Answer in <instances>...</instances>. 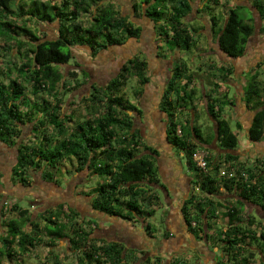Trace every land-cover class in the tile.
Masks as SVG:
<instances>
[{
	"label": "trees",
	"instance_id": "16d2710c",
	"mask_svg": "<svg viewBox=\"0 0 264 264\" xmlns=\"http://www.w3.org/2000/svg\"><path fill=\"white\" fill-rule=\"evenodd\" d=\"M202 1L206 2L204 9H211L210 2L218 3L217 0ZM193 2L132 0V7L153 23L158 40L168 47L186 50L191 46V34H197L202 28H190L187 24L193 13ZM251 6L262 23L259 33L264 34V0H252ZM239 9L242 7L229 9L220 26L218 18L211 16V33L217 47L233 58L244 55L247 42L256 29L253 17L246 20ZM82 14L89 16L86 27L80 21ZM130 17L116 9L110 0H0V40L6 57L0 61V142L16 148L11 174L23 187L30 186L29 172H38L43 181L57 186H60L56 179L58 174L72 176L84 172L97 181L84 193L90 198L93 209L101 216L126 222L140 220L149 234L151 228L146 220L154 215L158 201L152 190L159 181L153 159L157 151L142 141L140 129L135 125V115L141 111L123 91L128 77L135 78L143 91L149 80L145 59L135 55L127 59L110 80L91 84V91L79 99L84 112L76 115L63 111L64 105L74 104L64 101V95L81 85L74 70L80 69L84 77L88 76L71 48L81 47L95 56L110 46L140 38L142 26ZM43 23L57 24L55 37H47L46 31L40 28ZM72 59L73 64L70 63ZM64 67L65 73L61 71ZM71 67L73 71H67ZM218 72L226 79L229 68L220 65ZM258 74L254 69L249 71V82L243 86L244 101L250 109L256 110L247 130L251 142L260 141L264 135V96L261 95L264 94V81L257 80ZM181 78L182 75L173 69L160 96L159 109L165 116L166 141L185 156L188 167L195 171L192 182L205 193L203 197L190 193L182 204L181 213L190 234L197 237L198 232H203L208 240L209 234L200 225L209 228L208 222L217 218V209L223 206L218 198L221 190L235 196L236 205L226 206L223 213L225 219L218 233L220 258L215 264H249L252 253L247 259L239 258L240 242L249 241L256 234L242 224L239 210L244 207V201L264 212V168L257 170L255 161L249 167L236 162L240 157L234 152L242 126L236 121L237 132H233L222 116L223 109L234 103L232 97L218 93L216 82L210 87L211 94L216 97L206 95L205 111L215 122L217 146L224 151L220 154L222 162L229 163V167L232 163L238 164L237 172L232 178L219 176L218 165L209 157H206L205 172L196 167L192 156L202 137L193 120L181 123L178 119V114L182 117L189 110L188 106L180 105V101L187 97L192 105L196 89L189 86L192 79L182 83ZM187 116L190 118L188 112ZM29 124V138H22V127ZM69 206L62 211L63 204L58 203L56 212L46 211L33 217L27 209L11 205L9 211H16L17 217L0 220V264L4 258L12 259L15 251L29 253L40 241L42 229L49 237L68 240L71 249L79 252L76 264H127L129 253L123 244L117 241L99 243L93 235L100 226L84 229L75 219L78 212L72 204ZM2 209L0 207V212ZM39 216L47 223L42 229L39 222L35 223ZM60 216H66L65 222L56 218ZM253 220L249 217V226ZM88 221V224H97L92 219ZM164 235L171 237L167 232ZM260 236L264 238V233ZM52 245L50 242L49 246ZM260 252L263 264L264 250ZM131 260L129 264H149L148 261L135 262L134 257ZM152 264L179 263L169 260Z\"/></svg>",
	"mask_w": 264,
	"mask_h": 264
},
{
	"label": "rangeland",
	"instance_id": "374dc122",
	"mask_svg": "<svg viewBox=\"0 0 264 264\" xmlns=\"http://www.w3.org/2000/svg\"><path fill=\"white\" fill-rule=\"evenodd\" d=\"M110 1L113 5H115L116 9H119L120 12H122V14L131 15V19L137 21L143 26L142 34L138 39H130L120 46H110L95 56L90 54L87 49L72 47V54L76 56L77 62L82 66V69H85L88 76L84 77L81 74L80 69L74 70L77 75L76 78L81 82V85L76 90L70 91L64 95V101H70L74 104L69 106L64 105L63 111L71 112L76 115L80 112H84V105L79 99L91 91V84L105 83L107 79L114 75V73L118 72L119 66L126 58L130 57L134 53H138L147 63L146 75L149 77L148 83L142 91L137 84L136 79L128 77L124 83L123 91L126 98L131 103L135 104L137 110L141 111L139 114L135 115V120L136 126L140 129V136L143 138V142L145 140L146 144L156 147L159 151L157 157L155 154L153 159L155 167L157 168V178L159 179V183L164 185V189L161 187L152 188L154 193L158 196V201L154 208V215L147 217L146 220L151 228L149 234H146V232L142 230L141 223H138L137 221L132 223L137 230V232L134 233L133 231L135 228H132L130 225L131 222H126L121 219L111 218L112 220H108V217L105 216L102 219L98 218L97 221L94 219V222L99 223L98 225L106 226L107 228L117 227L116 235H114V237L112 236V238H115L116 240H120L123 237L125 238L126 236H123L122 233L126 232L132 239V242H130L131 244L128 246H138V248L142 250L138 252L128 249L129 254H127L129 257L127 259V264L132 262L131 258L133 255H136L137 253H140L141 255L143 251L147 250L145 248L146 246L151 247V249L157 247V250L161 251H157V253H155L152 250L150 252L153 253L145 255L148 260L145 259L142 262L148 261L149 264H152L155 261L164 263L169 260L178 261L179 264H212L214 262L213 260H210L209 257H214L215 259L220 258L221 249H219V244L221 242L218 239V233L222 229L221 224L225 219L223 213L226 206L230 204L236 205L235 201L237 198L231 194H226L225 191L221 190L222 194L218 198L221 200L220 202L223 203V206L217 209V218L208 222L210 225L209 228L204 226V224L200 225L203 228H206V231L209 234L207 243L203 240V232H198L197 237H194L185 230L181 211L179 209L180 202L178 203L177 200L179 194H181L180 191L185 189V182L188 178L192 179L194 177L195 171L188 167L185 156L177 147L167 144L163 124L165 123V117H163L164 114H161L157 110L158 100L163 91L165 77L170 75V72L167 73L166 71V66L171 67V70L174 69V72H178L182 75V83L186 82L188 78L192 79L189 86L190 88L196 89L195 96L193 97V103L191 105L189 98L186 97L184 100L180 101V105L188 106V108L193 111L189 110L187 112L190 116L193 113V116L196 119L193 124L198 128L199 134L202 137L197 151L205 154L206 157L214 158L215 163L218 165L219 174L222 169H225V165H227V167L229 166V163L222 162L223 158L219 153H217L218 151L214 152V150L210 149H214V122L206 111L203 110V105L201 104H205L206 101L205 99L204 101L201 100V98L203 95L206 96L208 94L210 97H216V94H211L210 91L213 87V83L215 82L219 85V88H217L219 94H227L230 98L233 95L235 96L238 91H236V88L239 89L241 86V81L237 80L236 75L240 77L243 70L245 71L244 78L246 79V84L249 82L248 72H253V69L259 73L257 80L261 82L264 81V64H260V68L250 69L260 59V56L264 54V34L259 33L258 29L257 32L249 38L246 51L243 56L237 58L228 57L223 53H220L217 48L215 36L211 33V16L213 15L218 18L217 23L220 26L229 9L242 7V9H239V12L246 20L248 17H253V22L256 24V28L257 26L261 27L262 23L258 20L259 17L257 12L251 6L252 0H231L229 2H226L225 0H217V4H213L212 2L209 3L211 9H204V3L206 2H203L202 0H194V9L190 18L191 20L188 21L187 24H189L190 28L201 26L202 28L198 30L199 32L197 34L192 32L193 34H191L192 42L190 48L181 50L174 47H168L158 39L156 41L153 23L146 17L140 16L139 11L133 10L132 0ZM198 10H200V12H197ZM80 21L83 26H88L89 16L82 14L80 16ZM40 28L41 30L46 31L47 37L56 36V23H43L40 25ZM156 45L159 46V48L156 47ZM0 47H2L0 48L1 61L6 58L3 50V41L1 40ZM140 50H143L145 53ZM1 54L4 56H1ZM72 62L73 59L70 63ZM220 65H224L229 68V73H226V79L220 76L218 72V67ZM5 66L6 65L4 64V68ZM232 66L235 68H231ZM72 67L68 68L67 71H73ZM247 69L250 70L247 72ZM61 71H64L65 73V67L61 69ZM230 83H232L233 86L230 85ZM70 87L71 86H69V88ZM28 90H30V87ZM139 92H141V94ZM261 95L264 96V94ZM234 96L232 97L233 103L237 104L235 107L230 106L224 108L222 116L228 120L232 131L237 132L235 120H238L241 124L243 123L246 125V121L250 118V113L241 109L242 107L238 105V98L235 99ZM235 100H237V102H234ZM187 112H184L182 117L178 114V119H180L181 123H184V121L189 119ZM29 131L30 124L23 126L22 138H29ZM203 140L208 143H205ZM262 140L264 141V135ZM209 142L211 143L209 144ZM258 143H252L249 141L247 133L244 129L239 130L237 145V151L239 154L249 156V152L253 153V151L260 149V147L258 148ZM169 152L172 155L171 160L175 161V163L171 165L168 163ZM15 156L16 148L14 146L7 147L0 142V190H7L9 188L12 190V193L6 196L7 203L5 207H7L8 211L6 210L5 212H0V220L6 221L9 218L17 217L16 211H9V207L16 204L22 209H27L30 213H32V216L35 217L40 214L38 211L40 203L48 202L51 204V202H53L51 204L52 206L48 208L49 210L46 211L54 213L57 211V207L55 206L57 205V202L64 203V200L61 198L64 193H66V195H72L71 204L73 205V209L77 206L79 210H84L85 212V205L89 199L84 193L88 192L91 187L95 186L97 182L95 178L87 176L84 172H79V174L74 173L72 176L62 173L58 174L56 177L60 185L56 186L53 182L43 181L38 172H29L31 174L28 178L30 186L23 187L22 184H20L11 174V168L15 163ZM256 157V159L240 157L236 160V162L241 166L245 165L244 167H249L251 166V162L255 161V168L257 170H262L264 168V157H261L260 155H257ZM64 163L69 164L67 160H64ZM231 165H235V163H232ZM237 165L238 164L235 166L237 167ZM164 180L171 186L167 184L165 185ZM191 193L195 194L197 197H203L205 195V193H203L194 183H192ZM3 198L4 195L1 197V200ZM237 207L239 206L237 205ZM62 211H66V206H63ZM172 213L173 221L168 220L167 218L168 214ZM247 213H251V216L256 222L255 228H253L256 235L254 234L255 237H252L251 239L249 238L248 242H240L241 247L239 258L247 259L248 255L252 253L251 257L256 258L253 262L255 264H261L259 260V253H261L260 250H264V238L260 236V231L264 222L260 219V215L256 212V210L251 212L246 206H244L241 210H239V217L240 219H245V223H247ZM37 218L38 219L35 220V223L39 222L42 229V227L47 223L40 216ZM56 218H59V220L63 222L66 220V216ZM82 220L84 221L82 222ZM88 220L89 219L87 217L79 219L81 226H83L86 230L90 228L94 229L95 224H88ZM25 227L30 229L29 225H25ZM50 227H54V225H50ZM3 229L7 232L6 227H3ZM262 230L263 231L261 232H264V229ZM169 231L173 232V237H165L164 233ZM41 232L42 236L40 241H38V244L33 249L28 251L29 253L20 254L15 251L13 258H4L2 260V264H56L55 261L59 264L77 263L79 252L71 249V246L66 239L62 238L57 240L49 237L46 233L43 234V229ZM151 233L153 238L151 237ZM167 235L169 234L167 233ZM50 242L54 244L51 247L49 246ZM120 243L122 244V242ZM124 246H126L125 243ZM13 248L16 249V246L14 245Z\"/></svg>",
	"mask_w": 264,
	"mask_h": 264
},
{
	"label": "flooded vegetation",
	"instance_id": "af4514ba",
	"mask_svg": "<svg viewBox=\"0 0 264 264\" xmlns=\"http://www.w3.org/2000/svg\"><path fill=\"white\" fill-rule=\"evenodd\" d=\"M255 26H256V24H255ZM255 33V32H254ZM155 39H156V41H157V38H156V36H155ZM156 47H158L159 48V46H157L156 45ZM218 48V47H217ZM218 50H219V52L220 53H223L219 48H218ZM141 52H143V53H145L143 50H140ZM224 54V53H223ZM245 54V53H244ZM135 55H139L138 53L136 54V53H134L133 55H131L130 57H128V59L129 58H131V57H133V56H135ZM224 55H226V54H224ZM158 56H159V54H158ZM227 56V55H226ZM233 58V57H232ZM127 60V59H126ZM166 60V59H165ZM262 62H264V54L262 55V56H260V59L254 64V66L253 67H251L250 69L252 70L253 68H257V65H260ZM123 64V63H122ZM122 64L119 66V68L122 66ZM231 68H235V67H231ZM250 69H247V72L250 70ZM166 71H167V73H169L170 72V75H167L166 77H165V80H164V83H163V90H164V88H165V86H166V82H167V80L169 79V77L171 76V74H172V70H171V67H169V66H166ZM245 71L243 70L242 72H241V75H240V77H238L237 75H236V78H237V80L238 81H241V86H240V88L239 89H237L236 88V91H237V93L235 94V96H234V98L236 99V98H239L238 100L241 102V103H244L245 104V107L250 111V112H252V114L254 115L255 114V112H256V110H252V109H250L248 106H247V104H246V102L244 101V90H243V86H245V84H246V79L244 78V76H245V73H244ZM251 72V71H250ZM118 73V72H117ZM117 73H114V75L113 76H111L110 78H109V80L112 78V77H114L115 75H117ZM230 85H232L233 86V84L232 83H230ZM235 86V85H234ZM236 87V86H235ZM224 91V90H223ZM162 93H163V91H162ZM161 93V94H162ZM161 94H160V96H161ZM159 96V100H158V106H157V110L159 111V112H161V110L159 109V102H160V97ZM232 96V97H233ZM230 97V96H229ZM204 99H206V96H204L203 95V97L201 98V100H203L204 101ZM234 102H236V100L234 101ZM201 105H203L202 106V108H203V110H205V104L203 103V104H201ZM235 103L233 104V107H235ZM189 110H190V108H189ZM188 110V111H189ZM190 111H192V110H190ZM193 112V111H192ZM191 112V113H192ZM253 115H252V117H251V121H250V123L248 124V125H244V124H241V126H242V130L244 129L245 131H246V133H247V130H248V128L250 127V125H251V123H252V120H253ZM210 117V116H209ZM211 118V117H210ZM136 119V118H135ZM189 119H191V120H193V123L195 122V118H194V116H193V114H192V116H190V118ZM212 119V118H211ZM162 120H163V118H162ZM162 120H161V122H162ZM213 121V120H212ZM235 121H238V120H235ZM214 122V121H213ZM239 122V121H238ZM164 124V132H165V140H166V124L165 123H163ZM135 125H136V120H135ZM139 128V127H138ZM214 128H215V122H214ZM247 137H248V135H247ZM198 140V139H197ZM142 141H143V138H142ZM250 141V140H249ZM144 142L146 143V141L144 140ZM167 142V141H166ZM201 142V141H200ZM199 142V143H200ZM216 142H217V139H216V136H215V141L213 142V144H214V149L213 148H210V149H212V150H214V152H216V151H218L217 153H219V154H222V153H224V151L221 149V148H219L218 146H217V144H216ZM199 143H198V145H199ZM211 142H209V144H210ZM253 143V142H252ZM167 144H168V142H167ZM150 145V144H149ZM168 145H170V144H168ZM150 146H152V145H150ZM156 151H157V153H156V157H157V155L159 154V151L157 150V148L156 147H154V146H152ZM238 148L236 149V151L234 152L235 154H237L239 157H241L242 156V154H239L238 153ZM248 155V154H247ZM172 157V156H171ZM160 159V158H159ZM169 163H171L170 161H169ZM172 164V163H171ZM14 165V164H13ZM13 167V166H12ZM12 169V168H11ZM159 169V168H158ZM159 180V179H158ZM194 180V178H188L187 179V181L185 182V185H184V187H185V189H183L182 191H180V193L181 194H179V197H178V203L180 202V207H179V209H180V211H181V207H182V204H183V202H184V200L185 199H187L188 197H189V195H190V193H191V189H192V181ZM165 181V180H164ZM165 183V185L167 184L166 183V181L164 182ZM159 183V181H158V184H154L153 186H152V188H156V187H161L162 189H164V185L163 184H160ZM56 185V184H55ZM167 185H169V184H167ZM57 186V185H56ZM169 186H171V185H169ZM91 188H93V187H91ZM193 194V193H192ZM157 195V194H156ZM3 195H1L0 196V207L1 208H3L2 209V211L3 212H5V210L7 209V207H5V203L7 202V200H6V196L1 200V197H2ZM72 195L70 194V195H66V193H64L63 194V196H61V198H62V200H64V203H62V202H57V204L58 203H62L63 204V206H66V210H67V208L68 207H70L69 206V204H71V201H72V197H71ZM87 197V196H86ZM64 198V199H63ZM89 200H88V202H87V204L85 205V212H84V210H79V208L76 206L74 209L78 212V216L77 217H75V219L76 220H78V222L80 223V221H79V219H84L85 217H87L88 219H92V220H96L97 221V219L98 218H100V219H102V218H104L105 216H101V214L97 211V210H95V209H93L92 208V206H91V203H90V198L89 197H87ZM51 202V201H50ZM53 202H51V204H52ZM243 203L245 204L244 206H246L247 208H248V210L249 211H254V210H256V212L260 215V216H263L264 217V212L263 211H261L259 208L257 209V208H252V205H250L249 203H247V202H244L243 201ZM50 203H48V202H45V203H40L39 205L40 206H38L39 208H38V211H39V213H43V212H46V210H49L48 208H50V206H52ZM56 207H57V205H55ZM40 208H43V209H40ZM63 208V207H62ZM87 212V213H86ZM83 213H86V214H83ZM32 214V213H31ZM181 215H182V213H181ZM166 216V215H165ZM80 217V218H79ZM79 218V219H78ZM112 217H108V220H112L111 219ZM166 219V218H165ZM182 220H183V225H185V230L190 234V232H189V230H188V226L186 225V221H185V218L183 217V215H182ZM84 220H82V222H83ZM140 221V220H139ZM138 221V223H140ZM99 223H97V226L95 225V227H94V229H96L97 227H99L100 225H98ZM132 227H134L133 225H132V222H131V224H130ZM141 225H142V223H141ZM204 226H205V224H204ZM184 227V226H183ZM100 229H101V226L99 227ZM116 228L117 227H113V228H106L105 230H104V232L103 233H101V232H98V233H94V239L95 238H97V239H99V243H102V242H109V241H117V242H122V244H123V246H124V243L126 244V246H124V248L126 249V251H128V249H130V250H133V251H142L140 248H138V246H135V247H132V246H128L129 244H131L130 242H132L131 240V238H130V236L129 235H127V233L125 232V233H122V235L123 236H126L125 238L123 237V238H121L120 240H116L115 238H112V236L114 237V235H116ZM203 228V227H202ZM99 229V230H100ZM136 230V229H135ZM133 231V233L134 232H136V231ZM142 230H144L143 229V225H142ZM184 230V231H185ZM203 230H204V232L205 233H207V229L206 228H203ZM166 233V232H165ZM164 233V234H165ZM147 234V233H146ZM208 234V233H207ZM194 237H195V235H194ZM153 238V237H152ZM202 238V237H201ZM67 240V239H66ZM65 240V241H66ZM102 240V241H101ZM203 240H204V242L205 243H207V240H206V237H204V235H203ZM101 241V242H100ZM67 242H68V240H67ZM189 242V241H188ZM68 245V244H67ZM147 250H145V251H143L142 252V254L140 255V253H137L136 255H133L132 257H134V261L135 262H142V261H144L145 259L146 260H148V258H146L145 257V255H148L149 253H153V252H150V251H154L155 253H157V251H160V250H157V247H153L154 249H151V247H149V246H146L145 247ZM149 248V249H148ZM161 252V251H160ZM260 254V253H259ZM260 258H261V254H260ZM133 260V259H132ZM212 260H214L213 258H212ZM260 263H262V262H260ZM263 264H264V261H263Z\"/></svg>",
	"mask_w": 264,
	"mask_h": 264
},
{
	"label": "crops",
	"instance_id": "0c3cea01",
	"mask_svg": "<svg viewBox=\"0 0 264 264\" xmlns=\"http://www.w3.org/2000/svg\"><path fill=\"white\" fill-rule=\"evenodd\" d=\"M259 20V19H258ZM142 26V25H141ZM142 28H143V26H142ZM126 59H128V58H126ZM126 59L123 61V63L126 61ZM121 68V67H120ZM119 68V69H120ZM119 69H118V71H119ZM109 79H107V81H108ZM240 98V97H239ZM238 98V99H239ZM239 101V100H238ZM236 102H237V100H236ZM237 104V103H236ZM238 105L240 106V107H242L241 109L243 110V111H245V112H249L250 113V118L246 121V125H248L249 123H250V121H251V117H252V112H250L246 107H245V104L244 103H241L240 101L238 102ZM161 114H163L162 112H160ZM163 117H165V116H163ZM243 124V123H242ZM259 142V143H258ZM258 142H253V143H258L257 145H258V148L260 147V149H258L257 151H253V153H250L249 152V156H246V155H242L241 157H243V158H246V157H249V159H254V157H256L257 155H264V141L261 139L260 141H258ZM168 156H169V161L172 163V164H174L175 163V161H173V160H171V153L169 152L168 153ZM160 158H162V157H160ZM169 163V162H168ZM171 163H169V165H171ZM2 189V188H1ZM175 191H176V189H175ZM12 193V190L9 188V189H2V190H0V196L1 195H4V197L5 196H7L8 194H11ZM250 205H252V208H257L258 209V207L257 206H255V205H253V204H250ZM180 212V211H179ZM252 212V211H251ZM248 214V213H247ZM249 215V216H248ZM247 215V221L246 222H248V220H249V217H252L251 216V213L250 214H248ZM175 216V215H174ZM182 216V215H181ZM168 220H172L173 221V213L172 214H168ZM260 219L264 222V217L263 216H260ZM241 220H243V219H241ZM212 221V220H211ZM243 225H245L249 230H253V228H255V224H256V222L253 220V224L249 227L248 226V223H245V219L243 220V223H242ZM101 226V229L100 230H96V233H98V232H101V233H103L104 232V230L107 228L106 226H103V225H100ZM132 228H135V227H132ZM136 229V228H135ZM262 229H264V223L262 224V227H261V231H263ZM136 232H137V230H135ZM260 231V233H264V232H261ZM171 237H173V232H167ZM246 242H248V239H246L245 240ZM210 258V260H212V258L214 259L213 260V262L214 263H212V264H215V261L217 260V259H215L214 257H209ZM257 259H259V258H257ZM253 260H256V258H252V259H249V264H251L252 262H253ZM260 260V259H259ZM258 260V261H259ZM252 261V262H251ZM210 264V263H209Z\"/></svg>",
	"mask_w": 264,
	"mask_h": 264
},
{
	"label": "built area",
	"instance_id": "2783aa9c",
	"mask_svg": "<svg viewBox=\"0 0 264 264\" xmlns=\"http://www.w3.org/2000/svg\"><path fill=\"white\" fill-rule=\"evenodd\" d=\"M192 158H193V161L195 162V165H196V167L198 169H200V170H202L204 172L207 170V161H206V155L205 154L196 151L193 154ZM224 167H225V169H222L219 172V176L232 178V177H234L236 175L237 167L235 165H232L230 167L229 166L227 167V165H225ZM241 174L244 177H246V173L245 172H242ZM6 203H5V206H6Z\"/></svg>",
	"mask_w": 264,
	"mask_h": 264
},
{
	"label": "water",
	"instance_id": "95a60500",
	"mask_svg": "<svg viewBox=\"0 0 264 264\" xmlns=\"http://www.w3.org/2000/svg\"><path fill=\"white\" fill-rule=\"evenodd\" d=\"M258 29H259V27L257 26V28L255 29V32H257Z\"/></svg>",
	"mask_w": 264,
	"mask_h": 264
}]
</instances>
